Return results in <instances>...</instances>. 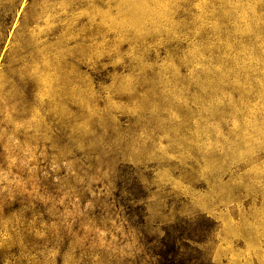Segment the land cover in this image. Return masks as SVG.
I'll return each instance as SVG.
<instances>
[{
    "label": "rangeland",
    "instance_id": "374dc122",
    "mask_svg": "<svg viewBox=\"0 0 264 264\" xmlns=\"http://www.w3.org/2000/svg\"><path fill=\"white\" fill-rule=\"evenodd\" d=\"M173 240L264 264V0H0V264Z\"/></svg>",
    "mask_w": 264,
    "mask_h": 264
},
{
    "label": "trees",
    "instance_id": "16d2710c",
    "mask_svg": "<svg viewBox=\"0 0 264 264\" xmlns=\"http://www.w3.org/2000/svg\"><path fill=\"white\" fill-rule=\"evenodd\" d=\"M162 244L160 252L157 254L160 264H195L191 262L189 257H185V254L179 251L180 247L177 240L166 241Z\"/></svg>",
    "mask_w": 264,
    "mask_h": 264
}]
</instances>
